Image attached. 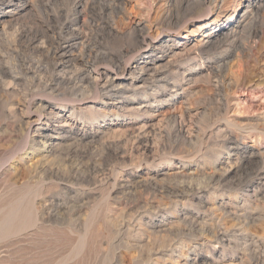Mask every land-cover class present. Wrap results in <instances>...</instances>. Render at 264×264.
<instances>
[{"label": "rangeland", "instance_id": "374dc122", "mask_svg": "<svg viewBox=\"0 0 264 264\" xmlns=\"http://www.w3.org/2000/svg\"><path fill=\"white\" fill-rule=\"evenodd\" d=\"M68 1L57 0L54 4L53 0H35L30 10L20 11L11 22L7 30L8 43L0 46V52L9 54L10 62L15 65L16 70L28 67L36 72L35 78L49 80L51 66L49 65L50 69L46 66L48 62L45 61L44 52L26 48L25 39L19 43L16 39L21 31L30 32L28 38H31L35 29L57 26L56 21L50 18L58 11L59 6L63 8L70 5L71 0ZM239 1L241 0H204L199 5L194 0H171L167 7L166 0H126L125 6L117 2L119 7L115 12L106 10L105 2L101 0H87L89 5L83 10L87 13H83L81 20L86 17L89 24L93 21L91 25L94 31L80 26L81 23L79 27L85 28V32L91 37L88 44L95 51L98 49L93 37L97 36L98 41L103 44L102 51L111 53L110 57L113 59L120 57L121 67L128 69L143 52L158 44L161 39L182 41L180 38L189 35L190 44L196 43L209 30L210 25L207 24L224 15L223 11L227 10L232 14V8L237 7ZM190 5L194 8H190ZM4 9H7L6 6ZM263 9L258 15L260 23L253 24V28L258 29L255 38L251 35L250 28L239 29L238 34H235L236 41L218 44L222 38L220 36L214 40L213 47L210 45L206 51L196 53L197 56L192 59H183L181 54L178 58L168 57L175 64L172 68L175 74L171 75L168 86L160 90L152 87L137 90L131 93V102L104 105L100 92L92 99L88 97L80 102H66L62 97H48L42 89L32 87L29 81H19L15 86V94H0V264H183L189 254L191 258L194 255L205 257L208 264H264V190L258 195V199L262 198L251 203L250 207L254 209L257 206L259 210L253 211L252 215L261 219L259 222L256 219L255 225L250 227V233L254 232L257 237L255 241L258 240L250 251L244 252L242 245L237 246L234 242H229L228 238L222 242L211 241L208 237L194 235L197 234L195 231L191 233L187 230L189 227H184L194 220L198 212L203 213L198 207V200L193 196L194 192H198L196 189L199 185L207 182L211 175L217 176L228 170L232 171L230 179L233 183H237L239 178H250L248 173L259 166L260 157H255L251 166L244 170L240 167L241 159L250 152L264 155ZM167 13L169 16L166 19ZM159 14L163 15L158 20ZM106 23H111L113 29H108ZM38 25H41L39 29ZM155 25H159L158 28L153 30L155 32L151 30V37H147L149 27ZM142 36H146V41L141 40ZM107 37L108 43L104 41ZM241 47L245 49L244 55ZM107 64L108 61H100L97 68L111 70L110 63L109 66ZM220 65L223 66L220 68L226 73L225 76L227 75L224 81L215 75V70ZM44 67L49 70L42 71ZM91 68L95 70L93 65ZM178 69L179 72L176 73ZM235 73L238 77V82L234 81L236 86L230 83ZM217 80L223 82L220 84ZM227 83L229 86H226ZM218 87L222 92H230L226 99L221 100ZM157 90L159 101L154 102L153 99L150 104H146L148 99L144 97L145 94L150 95ZM6 100L7 103L4 102ZM38 102L51 103L56 113L62 110V106L66 110L59 112L61 119L44 118L33 111ZM148 104L146 109L144 106ZM71 107L77 108L73 115L68 112ZM79 116L83 119H79ZM65 120L69 122L64 123ZM48 124L68 131L69 137L57 142L53 153L47 159H42L40 167L31 171L28 164L36 159L41 160V156L33 157L39 149L36 143L38 134ZM64 124L68 126L62 127ZM30 157L33 159L30 160ZM151 179L157 180L158 186L161 183L164 187L173 189L175 185L174 189L184 195L174 197L175 195L163 194L161 197L154 192L153 185L145 190L137 189L138 193L135 195L124 189L125 185L139 187L141 182ZM251 179L253 180L252 177ZM224 191L217 189L215 192V200L219 204L221 201L230 203L225 196L222 200L221 194ZM207 195L208 193L203 192V201L208 200ZM138 199L150 202L149 206L138 209L141 220L133 219L129 223V218L128 221L126 219L129 212L127 210ZM155 201L161 203L158 202L160 208H156ZM59 204L64 207L58 209L56 205ZM81 204L85 205V209L70 216L71 209ZM134 211L133 209L129 213ZM202 215V222L208 219ZM170 244L171 247L168 246Z\"/></svg>", "mask_w": 264, "mask_h": 264}, {"label": "bare ground", "instance_id": "6f19581e", "mask_svg": "<svg viewBox=\"0 0 264 264\" xmlns=\"http://www.w3.org/2000/svg\"><path fill=\"white\" fill-rule=\"evenodd\" d=\"M34 1L35 0H0V46L3 43L7 42V36H8L7 30H9V28L11 26V22L16 19V16L20 13V11L30 10V8L32 6H34L33 5ZM53 1H54V4H55V2H57V0H53ZM101 1L105 2V9L106 10H109V11L112 10V11H115V12H116L117 6H118L117 2H118V4H120V5L123 4L124 6H125V2H126V0H101ZM170 1L171 0H166L167 7L170 6L169 5ZM48 2H49V0H48ZM60 2L61 1H59L58 4H60ZM88 2H89V0H88ZM115 2H116V4H115ZM194 2H195V4H199L200 5V4H202L204 2V0H194ZM68 3H69V1H68ZM46 4H48V3H46ZM87 4L89 5V3H87V0H71L70 5L68 4L66 7H63V8H61L59 6L60 8L58 7V11L54 15H52V17L50 18L53 21L54 20L56 21L57 26L51 27V28L47 27V28L42 30L40 28L41 25L40 26L38 25L39 26L38 29L40 28V30H36L35 29V32L32 33L31 38H28L29 37L28 34L30 32H27V31H25L24 33L21 31V33L19 35H17V37H18L16 39L17 43H19V41L25 39L26 40L25 41L26 45L25 44L24 45H25L26 48H30V49H32L35 52L36 51L38 52V50H39V52L40 51L44 52V56L46 58L45 61L48 62V64H46V66H48V68H49V65L51 66V72L52 73L50 74L49 80L45 81V79H44V81H43L42 80L43 78L42 79L41 78L40 79L35 78L36 76L34 77V74L36 72H34L31 68H28V67L27 68H25V67L22 68L21 67L22 69H19V70L17 69L16 70L15 69V65L12 64V62H10V57H8L9 54L7 55L5 53L0 52V94H4V93H5V95L7 93L8 94H15V90H16L15 86L18 84L19 81H23L25 83L27 81H29L30 82L29 84L31 86L33 85L32 87H35L36 89L40 88V90L42 89V91L48 97H52V99H56V98L62 97L63 100L66 101V102L67 101L80 102V101H82V100H84L85 98H88V97H91V99H92V98H94L96 93L98 94V92L101 93V94L100 93L99 94H100V97H101V102H103L102 104H104V105H115V104H120L122 102H127V101L131 102L132 101L131 100V96H133L131 93H134L137 90H143V89H147V88H150V87L155 88V90L156 89L160 90V89L166 88L168 86V83L170 81L169 79H171L173 74H175L172 71V68L175 67V64L173 62H171L170 60H168L167 59L168 57L177 56V58H178V57L181 56V57H183V59L185 57L192 59L194 56H197L196 53H198V54L203 53L204 51H206L208 49V47L210 45H212L211 47H213L214 40H216L220 36H222V38L218 42V44L219 43H226L229 40H230V42H233L236 39L235 38V34H236L237 30H239V29H243L244 30V29L247 28V30H249V28H250V33L255 38L257 36V34H258V31H257L258 29L253 28V24L258 25L259 12L262 11V9L264 8V0H241V1L238 2L237 7L232 8V14H229V12L227 10L223 11L222 13L224 15H222L221 17H218L216 19H213L211 24H207V25H210L209 26L210 27L209 30L206 31L204 34H202V38L200 40H198L196 43H194L192 45L190 44L189 35H185L182 38H180V39H182V41H179L177 39H169V40L162 41V39H161L160 41H158L159 42L158 44L152 45L149 50L143 52L141 54V57L138 58L137 60H135L132 63V66L127 69L126 67H121L122 65L119 62V58L120 57L117 56L118 58L115 57V59H113V58L110 57L111 53H109L107 51H104V52L102 51V45L103 44L101 43V41H98L97 36H94L93 39H94L95 44H96V46L95 45L94 46L98 49V51H95V49H93V47H91L88 44L89 41L91 40L90 39L91 37L89 36V34L87 32H85V30H84L85 28L84 29L83 28L80 29V27H79V25L81 23L82 25H80V26L86 27L89 31H92V32L94 31V29L92 28L93 25H91V23L93 21L89 24V21H88V19H86V17L81 20L82 16L84 15L83 13H87V12L83 11V10H85V7H86ZM91 4H92V1H91ZM94 4H95V1H94ZM56 5H57V3H56ZM5 6H6L7 9H4ZM50 6H51V4H50ZM90 6H92V5H90ZM192 6L190 8H194ZM196 7H198V5ZM87 9H86V11H87ZM119 9L120 8H118V10ZM166 9H168V8H166ZM188 10H189V7H188ZM162 12H164V11H162ZM159 15L160 16H158V20H159V18H162L161 16L163 14L162 15L159 14ZM168 16L169 15L167 13L166 16H165L166 19H167ZM172 16H173V14H172ZM165 17H163V19ZM105 20H107V19H105ZM161 23H163V22H161ZM177 23L175 22V24H177ZM157 26H159V25H157ZM157 26L156 25L153 26L154 28L152 26L149 27L148 32L147 33L145 32L147 34V37L148 36L151 37V32L153 30L157 29L158 28ZM160 26H161V24H160ZM106 27H108V29H111V30L113 29L112 26H111V23H106ZM174 27H175V25H174ZM211 27H213V28H211ZM101 28H102V26L100 27V29ZM23 30H25V29H23ZM142 30H143V27H142ZM159 30H160V28H159ZM139 31H140V29H139ZM134 32H135V30H134ZM153 32H155V31H153ZM140 33H142V32H140ZM140 33H139V36H140ZM157 34H158V32H157ZM157 34L155 33V35H157ZM237 34H238V32H237ZM114 36H115V34H114ZM9 37H10V35H9ZM10 39H12V38H10ZM107 39H108V37L104 41L107 42ZM115 39H117V37ZM146 39H147L146 36H142L141 37V40L143 42L146 41ZM110 43H112V42H110ZM21 45H23V44H21ZM233 45H235V44H233ZM129 46L130 45H128V47ZM10 47L12 48L11 45H10ZM10 47H9V50H10ZM217 47H215V48L217 49ZM23 49H25V48L23 47ZM131 49H133V48H131ZM135 50H137V49H135ZM240 50H242V52H243L245 49H244V47L243 48L241 47ZM12 51H13V49H12ZM132 52H133V50H132ZM180 52H183V53H180ZM126 53H125V57H126ZM179 54H181V55L179 56ZM208 54H210V53H208ZM243 55H244V52H243ZM245 55H246V53H245ZM180 59H182V58H180ZM100 61H106V62L108 61V64L110 63L109 65L111 66V68H110L111 70H101V69L99 70L97 68V64L100 63ZM174 61H176V59ZM125 62L126 61H124V64H125ZM103 64H104V62H103ZM87 65H89V66L91 65V67L93 65L95 67V70L93 71L92 68L91 67L89 68ZM218 67L219 68L217 70H215V75H216L217 78H220V80L223 79V81H224V79L226 78L227 75L225 76L226 73L224 74V71H222V68H223L222 65H220ZM220 67H222V68H220ZM41 70L44 71V72L48 71L46 69V67L42 68ZM177 72H179V69H178V71H176V73ZM181 76L183 77V75H181ZM233 76L234 77H232V80H233V78L235 80H233V82H231L232 80L230 79V83H232V84L234 83V85L236 86L235 82H238V81H236V78H238V77H236V73ZM188 77H189V75H188ZM237 80H239V79H237ZM217 81L219 82V80H217ZM222 82H219V83L221 84ZM228 82H229V80H228ZM234 85L231 86V84H230L231 87H233ZM223 86H224V84H223ZM226 86H229L228 83H227ZM174 87H176V85H174ZM158 90L157 91H153L154 93L150 94V95L145 94L144 97L146 99H148L146 104L149 103V102H152L153 99H154V102L159 101V100H157V99H159ZM230 90H232V89H230ZM218 91L220 93L219 96H220L221 100L222 99L223 100L226 99L225 97L227 96L228 93H225L224 92L225 90L222 92V90H220L219 87H218ZM227 91H228V89H227ZM39 93H41V92H39ZM127 94H130V95H127ZM229 94H230V92H229ZM66 97H69V98H66ZM7 99H9V98H7ZM4 102L7 103V100L4 101ZM2 104H4V103H2ZM149 104L147 106H144V107L145 108L149 107ZM60 108H62V110H60L59 112H64L66 110L65 106H62ZM32 109H33V107H32ZM146 109H148V108H146ZM76 110H77V108L71 107L70 109H68V112L70 111V115H73L76 112ZM145 110H143V111H145ZM33 111L36 114H38L40 116H43L44 118H48V119H52L53 117H56L57 119H61V117H62L59 114V112L56 113L54 111L53 105L51 103H49V102H38V103H36L35 104V109ZM130 111H131V109H130ZM184 113H186V111ZM205 116H206V114H205ZM79 119H83V118H81V116H79ZM183 121H182V123H183ZM68 122H69V120H65L64 123H68ZM189 122L191 123L192 121L189 120ZM198 122H200V121L198 120ZM179 123H177V124H179ZM182 123H180V124H182ZM226 123L229 124V121H226ZM66 125L67 124H64V125H61V126L65 127ZM183 125H184V123H183ZM206 127H205V129L203 127V129L206 130ZM176 128H177V126H176ZM204 130H203V133H204ZM252 130L256 131V130H254V128ZM201 131L202 130H200V132ZM176 132H177V130H176ZM178 134H179V132H178ZM66 137H69V132L66 131V130H62V128L61 129L60 128H56L55 126L49 125V124L45 128H43L42 132L40 134H38V140H36V143L38 144L39 149L36 150L35 154H33V157L41 156V160L36 159V160H34V161H32L31 163L28 164V167L31 169V171L32 170L34 171V170H36L37 167H40L43 164L42 163V159H45L48 155L53 153L54 147L57 145V142H59V141L61 142V140L66 138ZM196 138H197V136H196ZM138 139H137V141H138ZM143 139H144V136H143ZM143 139H142V141H143ZM142 141H140V142H142ZM191 141H192V139H191ZM145 143H147V140H146ZM157 148H158V146H157ZM146 149H148V147ZM142 152H144V151H142ZM260 154H262V153H260ZM260 154H256L255 152H250V153H248L247 156H245L243 159H241V162H240L241 163L240 167H242L243 170H244L247 167L251 166V164L253 162L252 160L255 157H257V156H258V158L260 157L258 159V162H259L258 165L259 166H257L254 169L251 167L253 170L251 169V172L248 173V176H251L253 178V180L251 179V177L250 178L247 177L245 179H240L239 178L240 180L237 178L238 182L237 183H233L234 181L232 182L231 179H230V177H231L230 175H231L232 171L228 170V171H225L224 173H222L220 175H217V176H214V175L210 174L211 176L209 175L210 177L206 180L207 182H205V183L203 182L205 185L202 186V184H203L202 183L201 186L200 185L198 186V188L196 189L198 191L197 192L198 194L194 192L193 196H194L195 199L198 200L199 205L198 204L197 205H198V207L201 210H203L202 214L207 216L208 219L202 222L204 217H203L202 214H200L198 212V215L196 217H194V220L191 221V223H189L188 225L186 224V226H184V227H189L187 229L189 232L193 233L195 231L197 234H194V235H197L198 237L199 236L200 237H204V236L208 237V239H210L211 241L215 240V241H218V242H222L224 239L228 238L229 242H234L236 245L238 244L239 246L242 245L243 246L242 249H244V252H245V250L246 251H250V249L255 246V244L257 243L258 240L255 241V239L257 237L254 236V232H253V234H251L252 232L250 231V227H253L255 225V223L257 222V220H258L256 217H254L252 215L254 213L253 211H256V209H258V208H257L256 205H255L254 209H251L250 207H251V203L257 202L258 200H260L262 198L261 197L260 199H258V195L261 192H263V190H264V155L260 156ZM29 159L32 160L33 158L30 157ZM153 161H154V159H153ZM232 168H235V167H232ZM232 168H229V169H232ZM242 172H241V174H242ZM236 173H238V171ZM244 175H246V174H244ZM207 176H208V174H207ZM237 179H236V181H237ZM249 179H251V180H249ZM190 180H192V179H190ZM203 180H205V179H203ZM200 181H202V180H200ZM164 182H165V180H164ZM169 184H170V182H169ZM178 184H179V182H178ZM198 184H196V185H198ZM135 185L138 186V184H135ZM139 185H140L139 187H135L134 185H133L134 187H132V185H130V186L129 185H125L124 189L126 190V192L128 191L129 194L131 192H133V195H135V193H138V191L136 192L137 189L142 188L143 190H145V189H148L147 187H151L153 185L154 186L153 188L155 189L154 192L157 193V194H160V196L163 195V194H167L169 196L175 195L174 197H176L177 195H180V194L184 195L182 192H179L178 190L174 189L175 185L173 186L174 188L171 189L172 187L171 188H169L168 186L164 187V185H161V183H160V185H159L160 187H159L158 184H157V180H155V179H151L150 181L146 180V182L145 181L141 182V184H139ZM156 187H159V189H157ZM180 187H181V185H180ZM187 188H185V189H187ZM192 188L190 190H193ZM217 189H221L222 191L225 190L221 194V196H222L221 198L223 200L224 196L227 197V199L229 200L230 203H224L223 201H221L220 204H219L218 200H215V192H217ZM120 190H121V188H120ZM190 190H188V191H190ZM203 192L208 193V195H207L208 196V198H207L208 200H204L203 201ZM219 192H220V190H219ZM225 193H227V194H225ZM191 194H192V192H191ZM133 195H131L130 198H132ZM154 196L156 197V195H154ZM146 198L143 199V200H146ZM160 198H159V200H160ZM147 199H149V198H147ZM155 202H157V205L155 204L156 208H157V207H159V203L162 202V200L160 202L159 201H155ZM149 203L150 202H148V201H139V199H138L136 202H133L132 205L129 208L126 207V209L128 208L127 212L128 211L129 212L133 211V209L135 210L134 213L133 212H131V213L128 212V217H126L127 221H128V218H129V223L132 222L133 219L141 220V216H140L141 214L139 213L138 209L149 206ZM174 203H176V202L174 201ZM259 204H261V203H259ZM73 206H72V208H73ZM56 207L58 209H62L64 207V205L59 204V205H56ZM64 209H66V208H64ZM84 209H85V205H82V204L81 205H77L73 209H71V213H70L71 215L70 216H73L75 214H79ZM123 209H125V208H123ZM249 209H251L252 212H250ZM67 213H69V212H67ZM181 218H183V217H181ZM185 219H188V218H185ZM197 220H199V222ZM259 220L261 221V219H259ZM259 220H258V222H259ZM182 223H183V221H182ZM147 224H148V222H147ZM127 226H129V225H127ZM187 235L188 234H186L185 236H187ZM197 236H196V238H197ZM258 237H259V235H258ZM184 243H183V245H184ZM171 244L168 245V246L171 247ZM178 245H180V244H178ZM262 253H264V252H262ZM252 254H255V253L253 252ZM189 255L191 256V254H189ZM190 256L186 257V262L183 263V264H208V262H209L205 257H202L200 255H196V256L194 255V257H192V258ZM253 258L255 259V257H253ZM256 258H257V256H256ZM147 259H150V258H147ZM251 260H253V259H251ZM259 262L260 261H258L256 263H259Z\"/></svg>", "mask_w": 264, "mask_h": 264}]
</instances>
